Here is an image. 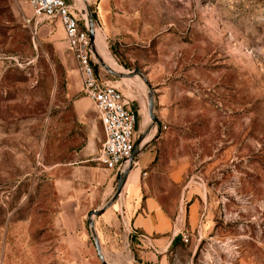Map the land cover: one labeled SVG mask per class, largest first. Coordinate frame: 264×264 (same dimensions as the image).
<instances>
[{"label": "rangeland", "instance_id": "1", "mask_svg": "<svg viewBox=\"0 0 264 264\" xmlns=\"http://www.w3.org/2000/svg\"><path fill=\"white\" fill-rule=\"evenodd\" d=\"M65 1L82 15L90 7L112 69H139L150 86L95 67L137 110V135L147 131L135 161L151 152L145 172L159 168L153 181L171 192L160 196H179L183 235L167 264H264V0ZM32 15L25 0H0V264H102L93 210L82 217L79 248L57 228L65 189L90 187L86 176L98 167L99 118L78 90L60 23L34 28L25 23ZM106 177L102 206L118 181ZM102 217L92 221L106 264H147L132 234L106 233Z\"/></svg>", "mask_w": 264, "mask_h": 264}, {"label": "crops", "instance_id": "2", "mask_svg": "<svg viewBox=\"0 0 264 264\" xmlns=\"http://www.w3.org/2000/svg\"><path fill=\"white\" fill-rule=\"evenodd\" d=\"M72 60L76 68L73 56ZM77 77L79 80L78 90L81 91V79L79 75ZM80 105V103H76V110L79 114L82 113ZM153 160L154 157L151 152L144 153L140 159L138 157L128 174L120 199L103 212V217L99 219L98 223L106 222L108 224L109 228H106V233H114L115 235L124 233L125 241L129 239L128 234H132L131 243L141 250L139 251L140 259L147 264H167L171 250L176 243L181 241L183 235L181 217L178 214L179 196L171 195V197L169 195L165 198L160 196L163 190L169 192V189L156 185L153 181V178L158 176L156 171L159 168L145 172ZM96 164L98 167L90 168L85 179L91 188H83L71 194L69 192L71 187H69L65 189L61 200L57 215V228L60 234L65 236L63 238L65 244L68 242L73 244L69 248L77 249L79 247L76 245H83L82 217L84 213L103 207L102 205L106 200L107 191L101 190L98 186L101 184L103 187L105 186L108 170L98 163ZM143 173L144 178H142ZM170 178L178 182V173L174 172ZM92 185L97 186V188ZM115 210H118L121 222L117 213L115 214ZM196 214V203L193 202L187 215V223L193 230L197 226ZM121 224L124 231L121 230Z\"/></svg>", "mask_w": 264, "mask_h": 264}, {"label": "built area", "instance_id": "3", "mask_svg": "<svg viewBox=\"0 0 264 264\" xmlns=\"http://www.w3.org/2000/svg\"><path fill=\"white\" fill-rule=\"evenodd\" d=\"M25 1L33 12L32 17L25 18L28 26L36 28L42 19L57 20L61 24L81 79L82 92L92 103L104 136L95 162L118 176L135 163V160L131 162V156L138 138L137 110L110 79L97 72L92 62L96 49L90 42L84 15L73 11L65 0ZM183 241L188 240L183 238Z\"/></svg>", "mask_w": 264, "mask_h": 264}, {"label": "water", "instance_id": "4", "mask_svg": "<svg viewBox=\"0 0 264 264\" xmlns=\"http://www.w3.org/2000/svg\"><path fill=\"white\" fill-rule=\"evenodd\" d=\"M84 17L86 19V23H87V27H88V34H89L90 42L93 46H95L94 45V43H95V30H94V26H93L92 11H91L90 7H88V6L86 7V15H84ZM95 53H96V51H95ZM92 62H93L95 67L100 68L101 72L106 73L107 75H109L112 78L128 79V78H132L134 76H139L143 79V81L146 83V85L148 87H150L149 84L147 83V80L143 77V74L139 69H135L132 72H128V73L117 72L114 69L107 66L106 64H104L103 62H101L99 60L97 61L95 55L92 56ZM153 112H154L153 96L150 93L148 96V114H149V117L151 118V120L156 121L155 117L153 116ZM146 135H147V131L144 132L142 135L138 136L137 141L135 143V149H134L132 156H131V162H133L135 160V158L138 154L140 144H141L142 140L146 137ZM131 165L128 168H126L121 174L118 175L116 191H115V194L113 195V197L100 209L93 210L89 216V228H90V232L92 234L94 247H95L96 253L98 255V258L102 264H106V262H105V259L102 255V253H101V247L99 244V240H98V238L95 234V231H94V224L92 221V216H98V215L102 214L107 208L111 207L119 199V197L121 196L123 187L125 185L126 179L128 177L129 171L131 170Z\"/></svg>", "mask_w": 264, "mask_h": 264}, {"label": "bare ground", "instance_id": "5", "mask_svg": "<svg viewBox=\"0 0 264 264\" xmlns=\"http://www.w3.org/2000/svg\"><path fill=\"white\" fill-rule=\"evenodd\" d=\"M84 1V0H83ZM95 49H96V53L98 55L101 54V56L103 57L104 61L100 58L99 61L103 62L104 64H106L107 66H109L110 68L114 67V61L111 59V57L105 52L104 50V47H103V44H102V38L99 37L98 33L95 34ZM100 57V56H98ZM148 136V135H147ZM146 138V137H145ZM143 139L141 144H140V147L143 146L147 141H148V138L146 139Z\"/></svg>", "mask_w": 264, "mask_h": 264}]
</instances>
